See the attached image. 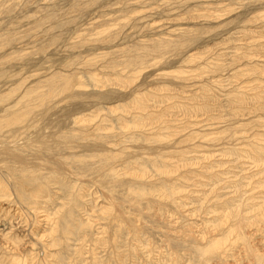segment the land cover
I'll list each match as a JSON object with an SVG mask.
<instances>
[{
  "label": "rangeland",
  "instance_id": "rangeland-1",
  "mask_svg": "<svg viewBox=\"0 0 264 264\" xmlns=\"http://www.w3.org/2000/svg\"><path fill=\"white\" fill-rule=\"evenodd\" d=\"M157 40L140 69L109 63ZM263 141L264 0H0V181L68 186L37 206L0 192V264L72 197L87 225L57 230L52 262L252 264L229 231L238 203L264 207ZM263 228L243 236L264 255Z\"/></svg>",
  "mask_w": 264,
  "mask_h": 264
},
{
  "label": "bare ground",
  "instance_id": "bare-ground-1",
  "mask_svg": "<svg viewBox=\"0 0 264 264\" xmlns=\"http://www.w3.org/2000/svg\"><path fill=\"white\" fill-rule=\"evenodd\" d=\"M169 42L167 40H157V42H153V43H149V44L146 43V44H144V46L142 45V48H137V49L134 48L133 50L128 51L129 54L124 52V53H126V55L128 54L124 59L117 61L116 59L113 58L112 60L110 59L109 63L112 66L116 65V63H120L124 68H128V69L130 68L132 70L138 69V68L140 69L143 66V64L147 61L145 59L147 57V54L149 55L151 52H154V51H155L154 52L155 54H157L160 51L163 52L164 48L171 46V44H170L171 42L170 43ZM158 50H160V51H158ZM123 56H125V55H123ZM117 77L118 76H116V78ZM66 79L67 78L65 77V80ZM69 80L70 79H68V82H64L65 84L67 83L66 86H68V84L70 82ZM63 81H64V79H63ZM61 83L63 84V82H61ZM61 86L60 87L62 89H64L63 85H61ZM65 89H68V88L66 87ZM134 98H136V96ZM133 101L135 102V99ZM140 101H145V100L143 97L137 98L135 103L140 104L139 103ZM135 103L133 104V106L135 105V107H136L137 105ZM141 108L143 109L145 107L141 106ZM138 109H140V108H138ZM142 109H140V110H142ZM145 120H146V118H145ZM143 122H144V120H143ZM255 144H254V146H250L251 148H249V150L251 149V151H253L252 153L254 154V157L252 154H250V155H252V157L255 158V161H257L259 163L260 162L263 163L264 162V145L261 146L262 143H261V145H259L258 143H257L258 145H255ZM242 151L244 152V149H242ZM257 166H258L257 167L258 169H261L262 166L264 167V164H262V165L257 164ZM8 169L11 172H14L11 167ZM164 171H165V169H164ZM169 173H170V171L169 172L165 171L166 175ZM58 176H60V175L59 174H51V173L39 175L34 170H31L28 167H25L23 170L20 171L19 175L15 176V178L13 176L12 180L8 179L7 182L6 181H0V192L3 194H11V192L14 191V192H16L17 197H19L21 200H23L25 202L27 201L29 203H33L37 206L41 202L42 198L47 197L48 186H49L48 184L50 182H53L55 185H56V183H58V185H61L64 188V190L68 188V186L66 184L59 182ZM4 178L5 177H3V179ZM263 188H264V185H263ZM261 194L264 195V190L261 191ZM74 202H75V199H73V197H72L69 201H67L65 204H63L62 205L63 210L61 212L57 210V212L54 214L55 216L52 218L53 225L48 226V223H47V227L42 229V234H41V231H36V232H34V234H30V237H28V239L30 238L32 240V244H37V246L39 247V250L35 254L31 253L28 255V258L26 256H24V258H23V256L21 257L22 246H20V243H16V244L13 243V245H12V247L14 246L13 247V254H17L21 257L20 259H18L20 261L15 260L14 264H62V263H60V261L52 262V260H50V257L54 256V255L50 254V252H49L50 250H48L49 246H53V247L58 246L59 238L56 239V237L54 236L57 233V230L58 229L61 230L62 234L64 235V234H67L68 232L72 231L71 230L72 228L78 229V228H81L82 226L85 227L87 225V224H85L83 222L81 223V221H78L77 219H75V214L73 212V207H72V203H74ZM238 205H240V203H238ZM238 205H237V207H235L236 205L234 206L236 209L233 208L234 211L232 212L234 220L236 219L235 220L236 226L235 227L233 226L234 229L231 232L229 231V233L230 234L231 233H234V234L240 233L243 237L244 245H245L247 254L252 256V258H253L252 264H261V262H263V260H264V255L255 252V249L252 248L249 241L246 239V237L243 236V230L245 229V227L247 228V226H251L253 222H259V224H261V227L262 226L264 227V207L259 205V207L256 208V209H258V211H257V214L255 215V218H253L249 221V219H250L249 216H245L244 213H242L243 208H238L239 207ZM240 207H244V206L241 205ZM58 220H59V224H58ZM67 220H68V222L71 220L74 223H72V222H71L72 224L68 223ZM60 221L62 223H60ZM27 226H28V224H27ZM29 226H30V224H29ZM27 228L25 230L26 232H27ZM33 236H36V237H33ZM228 239L229 238L226 237L224 240H228ZM3 241L7 243L8 240L3 239ZM8 244H9V242H8ZM219 244H221V243L213 244L209 248V251L212 252L216 248H219L220 247ZM96 263L97 264H112L110 261H105L103 263H100L99 261H97Z\"/></svg>",
  "mask_w": 264,
  "mask_h": 264
}]
</instances>
